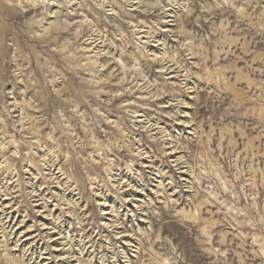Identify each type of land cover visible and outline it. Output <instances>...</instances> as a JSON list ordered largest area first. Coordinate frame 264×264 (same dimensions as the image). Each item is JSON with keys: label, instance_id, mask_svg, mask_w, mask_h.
I'll return each mask as SVG.
<instances>
[{"label": "rangeland", "instance_id": "1", "mask_svg": "<svg viewBox=\"0 0 264 264\" xmlns=\"http://www.w3.org/2000/svg\"><path fill=\"white\" fill-rule=\"evenodd\" d=\"M0 264H264V0H0Z\"/></svg>", "mask_w": 264, "mask_h": 264}, {"label": "bare ground", "instance_id": "2", "mask_svg": "<svg viewBox=\"0 0 264 264\" xmlns=\"http://www.w3.org/2000/svg\"><path fill=\"white\" fill-rule=\"evenodd\" d=\"M30 14V13H29ZM26 16V15H25Z\"/></svg>", "mask_w": 264, "mask_h": 264}]
</instances>
